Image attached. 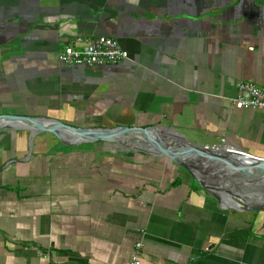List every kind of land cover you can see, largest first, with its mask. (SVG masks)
Segmentation results:
<instances>
[{
    "label": "crops",
    "instance_id": "0c3cea01",
    "mask_svg": "<svg viewBox=\"0 0 264 264\" xmlns=\"http://www.w3.org/2000/svg\"><path fill=\"white\" fill-rule=\"evenodd\" d=\"M98 36L128 58L61 62ZM242 81L264 87V0H0V114L164 124L264 157V114L234 103ZM117 151L0 128V264H264V210L222 208L171 159Z\"/></svg>",
    "mask_w": 264,
    "mask_h": 264
},
{
    "label": "water",
    "instance_id": "95a60500",
    "mask_svg": "<svg viewBox=\"0 0 264 264\" xmlns=\"http://www.w3.org/2000/svg\"><path fill=\"white\" fill-rule=\"evenodd\" d=\"M164 124L142 127L137 124L114 127H84L41 116L0 114V128L28 129L33 134L47 132L67 144L104 142L125 149L171 159L188 172L195 182L210 193L222 208L241 211L264 210V157L233 148L226 151L228 143L202 146L189 142L185 135ZM70 138L69 136H72ZM176 136H179L177 139ZM202 155L207 160L196 163ZM212 169V174L204 170Z\"/></svg>",
    "mask_w": 264,
    "mask_h": 264
},
{
    "label": "built area",
    "instance_id": "2783aa9c",
    "mask_svg": "<svg viewBox=\"0 0 264 264\" xmlns=\"http://www.w3.org/2000/svg\"><path fill=\"white\" fill-rule=\"evenodd\" d=\"M128 58L117 39L109 36L93 38L78 37L73 43L66 45L61 54V62L69 66H103L115 65ZM239 95L234 103L243 108L259 110L264 114V87L249 81L238 83ZM226 143V142H222ZM128 264H141L135 254Z\"/></svg>",
    "mask_w": 264,
    "mask_h": 264
},
{
    "label": "rangeland",
    "instance_id": "374dc122",
    "mask_svg": "<svg viewBox=\"0 0 264 264\" xmlns=\"http://www.w3.org/2000/svg\"><path fill=\"white\" fill-rule=\"evenodd\" d=\"M13 131H15V130H13ZM183 133L188 136L189 142H191L192 144L202 145V146H209L210 145L209 143H205V142L201 141L198 137H194V135L187 134V132H183ZM115 147L118 150L117 152H120L122 150L123 151H128V152H139V151H134L132 149H125V148H122L121 146H115ZM142 153H144V152H142ZM204 173L205 174H212L213 175V170L206 168L204 170Z\"/></svg>",
    "mask_w": 264,
    "mask_h": 264
},
{
    "label": "bare ground",
    "instance_id": "6f19581e",
    "mask_svg": "<svg viewBox=\"0 0 264 264\" xmlns=\"http://www.w3.org/2000/svg\"><path fill=\"white\" fill-rule=\"evenodd\" d=\"M170 129V128H169ZM172 132H174L173 131V129L171 128L170 129ZM169 133L171 134V132L169 131ZM70 138H73V135L72 136H69ZM233 148H235V147H233V146H230V145H227L226 147H225V150L227 151V149H232V150H229L230 152L231 151H233ZM198 156H200V155H197V157ZM200 159L199 160H197V161H195L196 163H200V165H203L202 163L205 161V160H207L205 157H203L202 155L199 157ZM202 162V163H201ZM258 200H261V201H264V197H261V199H258Z\"/></svg>",
    "mask_w": 264,
    "mask_h": 264
}]
</instances>
